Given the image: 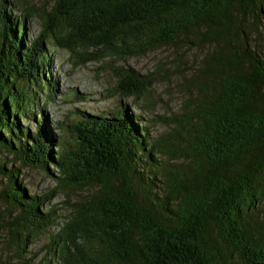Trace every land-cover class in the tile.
<instances>
[{
	"label": "trees",
	"instance_id": "obj_1",
	"mask_svg": "<svg viewBox=\"0 0 264 264\" xmlns=\"http://www.w3.org/2000/svg\"><path fill=\"white\" fill-rule=\"evenodd\" d=\"M11 3L0 0V153L55 185L29 193L19 167L0 156V233L14 250L0 264H31L28 246L56 220L55 209L44 210L54 191L79 199L45 264H264V54L256 41H264V0H54L21 15ZM31 16L42 26L28 40ZM50 39L77 66L213 45L193 79L202 103L158 142L124 104L110 115L84 112L61 149L45 117L34 131L21 124L34 111L30 82L44 74L39 55ZM113 69L115 91L147 96L135 69ZM167 149L181 160L168 173L158 157Z\"/></svg>",
	"mask_w": 264,
	"mask_h": 264
},
{
	"label": "rangeland",
	"instance_id": "obj_2",
	"mask_svg": "<svg viewBox=\"0 0 264 264\" xmlns=\"http://www.w3.org/2000/svg\"><path fill=\"white\" fill-rule=\"evenodd\" d=\"M11 1L14 2L11 3L12 7L16 8L15 13L21 15L26 5L33 4L40 6L42 10H48L54 0ZM26 23L27 39L33 40L40 33L42 22L38 16H31ZM256 41L261 45L264 54V41L261 42V36H257ZM212 50L213 45L210 44L188 48L180 43L177 46H161L138 57L105 58L77 66L74 65L75 58L50 39L47 44H43L39 55L44 74L40 73L39 76L37 73L30 82L33 91H29L28 102L34 105V111L21 124L34 131L38 119L45 117L57 141L62 145L60 148L64 149L72 142L68 126L82 119L84 112L110 115L124 104L141 115L143 122L149 127L153 142L170 138L175 133L179 120H184L190 113L195 112L202 103L204 95L194 87L193 79L201 76ZM113 68L135 69L142 76L141 80L148 81L147 96L135 99L115 91L118 78ZM53 149L55 151L57 146H53ZM0 156L8 163L7 166L19 167V178H22L29 193H51L55 182L45 171L21 165L11 155L3 152ZM158 157L166 167V173L181 164V160L168 149ZM163 180L161 177L154 179V182L160 187V181ZM159 187L155 190L158 191ZM68 197L71 199L69 203L65 202ZM77 199V191L70 192L68 196L61 191H54L51 199L45 203L44 210H56V220L28 246L27 258L31 259V264H45L49 258L51 238L62 222L71 215L70 203ZM2 208L4 206L0 205V209ZM259 214L264 218V201L259 206ZM5 238L4 233H0V260L8 261L12 259L14 250L7 246ZM50 264L56 263L51 261Z\"/></svg>",
	"mask_w": 264,
	"mask_h": 264
}]
</instances>
